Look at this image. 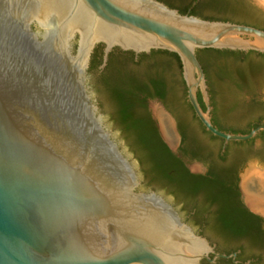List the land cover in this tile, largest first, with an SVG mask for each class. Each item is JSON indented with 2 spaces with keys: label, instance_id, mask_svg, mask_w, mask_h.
<instances>
[{
  "label": "water",
  "instance_id": "95a60500",
  "mask_svg": "<svg viewBox=\"0 0 264 264\" xmlns=\"http://www.w3.org/2000/svg\"><path fill=\"white\" fill-rule=\"evenodd\" d=\"M246 4L264 17V0ZM100 46L105 65L116 48L176 54L197 116L226 143L264 131L230 134L212 124L199 60L204 50L243 52L235 57L246 61L247 76L264 77L261 57L249 53L264 54V30L183 15L159 0H0V264H216L235 257L216 252L215 234L185 222L181 200L163 190L140 145L122 131L113 91L100 78L105 66L93 60ZM160 57L179 69L175 57ZM212 87L221 90L215 79ZM239 93L264 108V80ZM158 102L149 108L176 151L175 111ZM253 147L239 161L251 205L250 178L264 183L259 140Z\"/></svg>",
  "mask_w": 264,
  "mask_h": 264
},
{
  "label": "flooded vegetation",
  "instance_id": "af4514ba",
  "mask_svg": "<svg viewBox=\"0 0 264 264\" xmlns=\"http://www.w3.org/2000/svg\"><path fill=\"white\" fill-rule=\"evenodd\" d=\"M159 1L183 15L208 20L228 17L230 12L222 9L228 2L246 4V0ZM104 50V47L100 46L93 60L97 58L100 69L105 66L100 71V78L105 85L113 94L120 92L126 97L124 102L130 104V119L124 125L131 128L130 133L140 147L144 144L138 130L144 127L149 134L155 133L179 161L180 171L178 169L179 172L171 174L174 179H166L156 173L153 158L144 148L142 152L148 160V170L166 183L163 190H171L173 196L181 200L180 206L187 224L197 229L200 234L204 235L205 231L215 234L220 243V247L216 249L217 253L236 255L216 264H264V183L261 184L257 176L250 178L245 191L253 198L255 205H251L241 187L239 168V161L254 150L253 144L259 140L263 162H259L257 167L264 169V131L254 139L229 143L208 131L189 100L182 62L176 54L152 51L149 54L137 55L116 48L109 54L105 65ZM163 54L175 57L179 61V69L175 70L171 62L163 60L160 57ZM253 54L259 57L264 55ZM199 60L201 61L200 57ZM235 68L242 71L239 78L245 81L246 86L251 87V90L248 89L250 87L240 89L253 92L264 80V77L247 76L248 65L245 60H237ZM162 73L168 78L165 84L161 81ZM220 85L221 90L216 97L218 105L214 107L208 82L212 107L210 117L218 130L245 135L264 126V108L236 106L238 102H244L239 93L240 89L236 91V101L229 96L224 85ZM183 88L184 91L181 90ZM161 93L177 109L175 121L180 139L176 151L164 140L159 122L149 108L152 100L167 106L159 96ZM114 100L120 113L122 104L116 101L115 96ZM198 100L203 111L207 113L208 109L200 92ZM134 125H138V129ZM190 163L196 165L195 171L190 169Z\"/></svg>",
  "mask_w": 264,
  "mask_h": 264
},
{
  "label": "trees",
  "instance_id": "16d2710c",
  "mask_svg": "<svg viewBox=\"0 0 264 264\" xmlns=\"http://www.w3.org/2000/svg\"><path fill=\"white\" fill-rule=\"evenodd\" d=\"M161 2V1H160ZM201 8V7H200ZM199 8V12L202 11V8ZM222 9L230 12V15L228 17L222 18V19H203L208 21H219V22H230L233 24H241V25H247L252 26L257 29L264 30V17L260 16L252 7L249 5L243 3V2H234V3H226L222 6ZM204 53L206 55V59L201 58V63L204 67L207 80L211 87V94L213 96V106L217 107V91L214 90L212 87V81L215 79L216 82L220 84H223L226 91L229 92V96L233 98V100H236V91L237 89L244 88V87H250L246 86V83L244 80L240 79L241 70L235 68V64L237 61V58L235 56H240L244 54L243 52H232V51H217V50H204ZM256 52H250V54H253ZM262 63L264 64V55L261 56ZM161 75V81L162 83H167L168 78L165 75V73H162ZM124 81V80H121ZM221 86V85H220ZM251 90V87L248 88ZM116 101L120 102L121 105V111L119 113V118L122 122V125L124 123H127V121L130 119V104L125 103L124 99L126 98L120 92H115L114 94ZM163 100L166 102L167 105H172L170 100L167 97H164L161 93L159 95ZM235 102V101H234ZM259 105V104H258ZM253 100L250 104H247L246 102H238L236 106L244 107V108H257L258 106ZM173 109L176 112V108L173 106ZM136 126V127H135ZM140 126V125H139ZM124 128L122 131L124 133H130L131 128L127 126H123ZM136 129H138V125H134ZM140 129V128H139ZM141 139L143 142V146H141L142 151L147 149L149 151L150 156L153 158V161L155 163V171L158 173L161 177L172 179L173 172H177L178 169L180 171V167L178 166L179 161L176 159V157L163 145L159 137L152 132V134H149L146 132V129L142 127V129L138 130ZM155 134V135H154ZM154 135V136H153ZM244 135V134H243ZM145 159V157H144ZM141 163L144 162L143 158L139 159ZM146 161V160H145ZM178 171V172H179ZM180 175V173H179ZM158 177V176H156ZM183 177V175H181ZM174 179V178H173Z\"/></svg>",
  "mask_w": 264,
  "mask_h": 264
}]
</instances>
